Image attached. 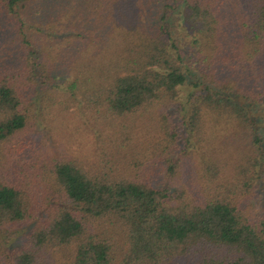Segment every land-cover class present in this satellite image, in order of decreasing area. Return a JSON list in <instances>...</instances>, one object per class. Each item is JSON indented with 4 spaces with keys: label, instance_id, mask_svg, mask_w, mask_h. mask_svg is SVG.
<instances>
[{
    "label": "trees",
    "instance_id": "1",
    "mask_svg": "<svg viewBox=\"0 0 264 264\" xmlns=\"http://www.w3.org/2000/svg\"><path fill=\"white\" fill-rule=\"evenodd\" d=\"M261 104L264 0H0V264H264Z\"/></svg>",
    "mask_w": 264,
    "mask_h": 264
},
{
    "label": "rangeland",
    "instance_id": "2",
    "mask_svg": "<svg viewBox=\"0 0 264 264\" xmlns=\"http://www.w3.org/2000/svg\"><path fill=\"white\" fill-rule=\"evenodd\" d=\"M255 109L256 114H264V104L258 105ZM77 114L78 113H76L75 111L71 112L68 119L72 120L73 123H78L77 120L79 119L77 117L76 119L74 118V115ZM27 132L28 131H25V134H27ZM24 135L22 136L23 144L27 147L29 145L36 147L35 155L30 156V158L32 157L33 159H36L37 157L42 158L45 153H48V157L50 156L49 153L54 154L52 152L56 151H66V153L68 154L72 152L77 155H87L90 153V149H92L91 140L86 137H80L79 135H75L72 139L69 138L67 134V137L60 136L56 131H52V133H49L47 131H41L40 127H36L35 129H33L29 136ZM20 136L21 134L19 135V137ZM81 142H84V144L81 145ZM158 178L162 180V175H159ZM263 202L264 188L261 184H257L256 196L252 200L251 204H253V206H255L258 210L259 206H261ZM29 225L30 223L27 222L24 225L18 226L13 229V231H16V236L10 237L9 244L11 246L20 243L21 236L28 231L30 227Z\"/></svg>",
    "mask_w": 264,
    "mask_h": 264
}]
</instances>
